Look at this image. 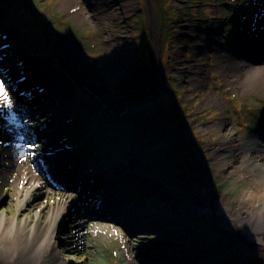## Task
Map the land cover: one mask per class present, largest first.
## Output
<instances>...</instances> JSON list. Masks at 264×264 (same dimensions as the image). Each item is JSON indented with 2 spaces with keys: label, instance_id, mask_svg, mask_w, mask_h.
I'll use <instances>...</instances> for the list:
<instances>
[{
  "label": "rangeland",
  "instance_id": "1",
  "mask_svg": "<svg viewBox=\"0 0 264 264\" xmlns=\"http://www.w3.org/2000/svg\"><path fill=\"white\" fill-rule=\"evenodd\" d=\"M225 52L261 80L245 87L248 70L221 68ZM263 79L264 0H0V80L13 102L0 113V215L31 228L44 206L43 216L64 209L41 258L21 260L264 264L238 223L264 216V149L254 144ZM51 147L63 156L52 158L55 175L37 162ZM82 164L94 169L78 180L69 167ZM20 171L38 188L16 211ZM137 184L142 193L128 197ZM107 200L138 208L144 225L116 220Z\"/></svg>",
  "mask_w": 264,
  "mask_h": 264
},
{
  "label": "bare ground",
  "instance_id": "2",
  "mask_svg": "<svg viewBox=\"0 0 264 264\" xmlns=\"http://www.w3.org/2000/svg\"><path fill=\"white\" fill-rule=\"evenodd\" d=\"M14 1V0H13ZM28 23L30 24V19L28 17ZM243 50V49H241ZM35 51H40V49L36 48ZM220 63L222 69H229L234 67L235 70H248L249 77L247 81L244 83L245 87H249L252 84V81L258 82V77L260 76V73H262V70L252 67L251 65L243 62H236L234 61L232 53L231 52H225L220 54ZM232 66H230L229 65ZM38 76V74H37ZM41 77V76H40ZM49 77H45L43 79L46 84H50V80H48ZM201 80L199 79V82ZM264 81V79H263ZM45 87V86H43ZM49 87V86H48ZM46 88V91H48L49 95L52 96L51 98H55V93H58L55 90H51ZM45 106V105H43ZM50 111V110H49ZM46 113L48 111H42L40 109V112L37 114H42L44 117H46ZM50 135L48 134H41L38 138H44L46 141L47 138H49ZM234 137L233 134L230 135V140ZM227 141L224 142V144ZM255 146L258 149H264V127L259 132L258 137L254 141ZM52 158H60L63 159V156L58 152L57 148L51 147L50 149L44 150L43 152L39 153L37 156V162L42 167L43 170L48 175H55L57 171L56 163L53 161ZM246 165V163H244ZM69 167V166H68ZM84 164L80 165L78 168V171H76V168L69 167L74 173L79 175L78 180H82L87 177V174L94 169V165H87L84 168ZM17 180H18V188H16L14 192V206L16 211L21 209L23 206L27 205L28 199L30 195L32 194V191L38 188V186L35 184L36 182H33V176L30 174V172H23L20 171L17 174ZM76 180V181H78ZM106 188H101L100 191L105 190ZM53 198L60 199L62 196L66 197L63 194L60 193H50ZM128 197L133 198V194H127ZM133 196V197H132ZM94 199V198H93ZM134 199V198H133ZM116 200V199H115ZM115 200H107L106 203L110 206L109 208L112 209V211L117 215L115 217L116 220L125 221L132 225L133 228L137 227L140 228L144 225V221L142 220V216H139L134 213V211L137 209H134L131 211V208L129 206H122L118 201ZM36 205L34 203L29 204L25 209V214L29 218L31 215V211L35 208ZM134 206V205H133ZM43 207V206H42ZM45 209L46 206L41 208L39 210V216L35 219L33 226L31 228H27L28 223L25 221L22 224H16V218H18V215L16 218L14 217L10 221L5 220L3 216L0 215V261L1 262H13L14 259H16L17 264H25L26 262L29 263V259L26 261H22V256L27 255L29 258L33 260H39L41 258V255L46 252V250L49 247L52 229L55 225V223L58 221V219L62 216L64 213V209L56 205L54 208H51L48 213L45 215ZM139 210V209H138ZM219 211L222 212L223 216L219 214V217L225 221H228L226 216H229L228 211H224L222 206L220 205ZM227 214V215H226ZM255 216L260 217L259 221L256 223L251 218H240L238 219V223L243 226L244 231L248 232L249 238L257 241L260 247L264 249V216L262 215V208L258 210L255 214ZM119 217V218H118ZM152 225V224H151ZM229 225L231 226V222H229ZM31 254H28V253ZM39 252V253H38ZM14 253V255H13ZM9 254L11 256H9ZM35 254V255H34ZM167 258H170V256H167Z\"/></svg>",
  "mask_w": 264,
  "mask_h": 264
},
{
  "label": "trees",
  "instance_id": "3",
  "mask_svg": "<svg viewBox=\"0 0 264 264\" xmlns=\"http://www.w3.org/2000/svg\"><path fill=\"white\" fill-rule=\"evenodd\" d=\"M14 1H19V0H14ZM22 6H23V3H21L20 4V9L22 10ZM24 13H25V11L24 10H22ZM27 13V12H26ZM24 14L25 16H27V14ZM29 16V15H28ZM29 18L32 20V17L31 16H29ZM31 22V21H30ZM34 24V23H33ZM50 48L51 47H49L48 46V48H47V50L49 51L50 50ZM134 48H135V50H137V45L136 46H134ZM51 52H52V50H50ZM148 63H149V61H148ZM163 63V62H162ZM146 67H148V64L146 65ZM70 83V82H69ZM169 85H170V87H172V82H171V80L169 81ZM73 86V85H72ZM76 90V89H75ZM78 90H80V92H83L84 93V91H83V89H81L79 86H78ZM175 93V92H174ZM173 94V93H172ZM179 101V98L176 96V93L175 94H173V101H172V104H170V105H172L173 107H174V110L178 113L179 112V110H181V106H178V104H177V102ZM171 102V101H170ZM261 111V110H260ZM142 113L143 114H145V112L144 111H139V112H136V113H133V114H136L138 117L140 116V119H143V115H142ZM137 118H134V119H132V121H135ZM151 124V123H150ZM149 128H152V126H150V127H148V128H142V133H143V135H146L150 130H149ZM185 143V142H184ZM186 145V144H185ZM127 186H129L128 184H127ZM140 187H142V186H140V185H135V187H130V190L132 191V192H134L136 189H138L139 190V188ZM142 189V188H141ZM136 193V192H135Z\"/></svg>",
  "mask_w": 264,
  "mask_h": 264
},
{
  "label": "snow or ice",
  "instance_id": "4",
  "mask_svg": "<svg viewBox=\"0 0 264 264\" xmlns=\"http://www.w3.org/2000/svg\"><path fill=\"white\" fill-rule=\"evenodd\" d=\"M5 110L8 114L13 111V102L9 96V92L5 88V84L0 80V113H4Z\"/></svg>",
  "mask_w": 264,
  "mask_h": 264
}]
</instances>
